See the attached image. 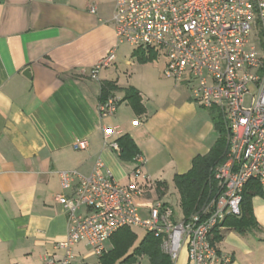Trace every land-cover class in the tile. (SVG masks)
Wrapping results in <instances>:
<instances>
[{"label":"crops","instance_id":"0c3cea01","mask_svg":"<svg viewBox=\"0 0 264 264\" xmlns=\"http://www.w3.org/2000/svg\"><path fill=\"white\" fill-rule=\"evenodd\" d=\"M113 8L114 2L103 0L0 2V264L61 257L55 246L66 238L67 221L54 200L62 192L59 172L87 176L100 160L115 181L130 183L135 164L104 145V128L119 127L146 159L143 171L153 188L137 199L148 207H138L142 216L157 200L170 204L169 189L177 194L174 176L187 173L193 158L206 155L216 140L208 110L190 100L186 87L160 80L149 66L132 67L144 69L155 88L165 87L164 95L149 97L145 84L122 81L117 66L90 77L116 45ZM102 82L114 83L112 95L121 99L105 119L96 109ZM128 87L139 92L142 115L122 100ZM76 140L86 148L75 149ZM251 206L258 229L238 234L217 228L215 247L232 264H264V199L253 197ZM179 256L176 264H186V252Z\"/></svg>","mask_w":264,"mask_h":264},{"label":"built area","instance_id":"2783aa9c","mask_svg":"<svg viewBox=\"0 0 264 264\" xmlns=\"http://www.w3.org/2000/svg\"><path fill=\"white\" fill-rule=\"evenodd\" d=\"M111 22L116 45L90 77L97 79L101 68L112 65L124 43L162 56L165 79L186 87L199 107L221 113L225 160L213 170L214 197L179 221L158 200L145 216L140 213L134 199L144 197L153 182L139 153L128 185L115 181L100 160L87 176L59 172L62 192L54 200L66 215L67 234L55 246L61 257L47 256L42 264H71L72 248L79 243L101 256L105 243L124 227L142 228L158 238L172 263L185 251L186 264H231L211 238L227 216H240L244 186L251 180L264 183V0H114ZM120 103L110 95L98 103V117L114 116ZM121 135L117 126L104 128V145L119 152ZM74 148L83 150L86 142L76 140Z\"/></svg>","mask_w":264,"mask_h":264},{"label":"trees","instance_id":"16d2710c","mask_svg":"<svg viewBox=\"0 0 264 264\" xmlns=\"http://www.w3.org/2000/svg\"><path fill=\"white\" fill-rule=\"evenodd\" d=\"M3 0H0L2 2ZM134 55L141 63L155 59L154 53L145 54L142 50H136ZM118 88L112 82H102L100 86V100L103 102ZM123 101H126L136 115L144 113L139 92L128 87L124 90ZM208 114L213 123L216 140L208 153L204 156H196L192 160L190 170L173 178L174 187L179 195V206L184 219L198 212L215 195V182L213 170L225 160L227 149V130L223 117L218 109H208ZM119 146V159L124 162L133 161L138 150L129 135L123 134L117 140ZM259 196L264 199V183L257 180L249 181L243 188L241 194L240 216H227L219 227L232 230L238 234H245L253 229H258V223L252 213V198ZM113 249L103 253L101 261L103 264H114L116 260L126 253L127 247L133 240L129 228L119 229L110 238ZM221 240L220 232L215 229L212 244ZM146 257L148 264H173L170 258L160 249V240L152 234L147 233L134 251L124 258L123 262H134L137 258ZM232 264V263H231Z\"/></svg>","mask_w":264,"mask_h":264},{"label":"rangeland","instance_id":"374dc122","mask_svg":"<svg viewBox=\"0 0 264 264\" xmlns=\"http://www.w3.org/2000/svg\"><path fill=\"white\" fill-rule=\"evenodd\" d=\"M103 2L110 3V2H114V0H103ZM135 51H136L135 48L130 47L126 43L119 45L117 48L116 56H115L116 59L114 60V63L111 66H117L118 68L117 75L120 77V79H122V81H126L130 78L131 82L138 83V84L139 83L145 84L144 87L149 97H152L153 93H160L161 95H164V93H166L167 91L165 87L163 88L162 86H160L159 87L160 89L155 88L154 86L155 80L154 81L151 80V82H149L147 78L148 77L147 73L146 74L142 73V70L144 69L140 67H136L138 69H136L137 71L134 72V68L132 67V66H149L147 67L148 69L156 70L157 75H158L157 77L160 80L166 83H170L171 80L165 79L162 76V68L164 66L163 57L159 55L157 56V54L154 53L156 56L155 59L141 63L138 61L137 57L134 55ZM145 102L148 105L147 107L149 109L152 108V103L150 101H147L146 99ZM214 137H217V135L215 134ZM152 194L153 196H155L154 193ZM168 195H170V204H167V205L172 210H174L173 220L179 221L182 218V214H181V210L179 206V195L178 193L176 194L175 191H173V189L171 188L169 189ZM145 197L146 196L142 198L134 199L135 204L142 211L146 210L148 207L143 204L142 206L141 203H139L137 199L143 200ZM129 230L133 235V240L130 243V245L127 247L126 253L123 256H120L114 264H148V259L143 256L140 258H137L136 261H134L133 263L123 262L124 258L134 251V249L139 245V243L142 241V239L147 234V232L142 228L130 227ZM104 247L107 253L112 251L113 245L110 239L105 243ZM72 254L74 256L72 264L73 263L74 264H103L101 261V257L94 255L86 247L85 243H79L77 246L72 248ZM177 261L178 259L175 262H173V264H176Z\"/></svg>","mask_w":264,"mask_h":264},{"label":"water","instance_id":"95a60500","mask_svg":"<svg viewBox=\"0 0 264 264\" xmlns=\"http://www.w3.org/2000/svg\"><path fill=\"white\" fill-rule=\"evenodd\" d=\"M23 74H24V76L29 77V70L26 69Z\"/></svg>","mask_w":264,"mask_h":264}]
</instances>
